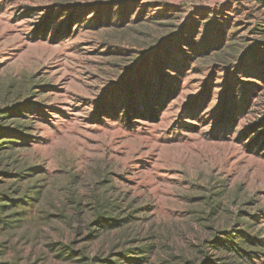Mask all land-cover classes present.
Returning a JSON list of instances; mask_svg holds the SVG:
<instances>
[{
	"label": "rangeland",
	"instance_id": "374dc122",
	"mask_svg": "<svg viewBox=\"0 0 264 264\" xmlns=\"http://www.w3.org/2000/svg\"><path fill=\"white\" fill-rule=\"evenodd\" d=\"M261 135L264 0H0V264H264Z\"/></svg>",
	"mask_w": 264,
	"mask_h": 264
},
{
	"label": "trees",
	"instance_id": "16d2710c",
	"mask_svg": "<svg viewBox=\"0 0 264 264\" xmlns=\"http://www.w3.org/2000/svg\"><path fill=\"white\" fill-rule=\"evenodd\" d=\"M143 76H146V74ZM145 81H148V79H142V83L139 87L136 84L131 85L129 87L130 91L128 92L131 99L128 100V102L123 103L124 105L121 106V110L114 107H108L106 115L112 116L113 113H116L119 121L126 126H137L140 121H148V116L150 114L152 116L155 112H151V109L148 108V82L145 83ZM125 89L126 87L122 88V90ZM123 97L124 94L119 95L118 101L124 100ZM262 136L264 135H261L260 137ZM262 141L264 148V138Z\"/></svg>",
	"mask_w": 264,
	"mask_h": 264
}]
</instances>
